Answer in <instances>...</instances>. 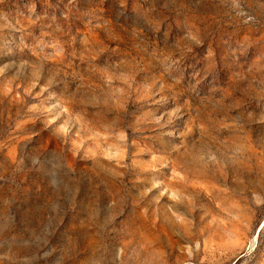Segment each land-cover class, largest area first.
<instances>
[{"label":"rangeland","instance_id":"1","mask_svg":"<svg viewBox=\"0 0 264 264\" xmlns=\"http://www.w3.org/2000/svg\"><path fill=\"white\" fill-rule=\"evenodd\" d=\"M0 264H264V0H0Z\"/></svg>","mask_w":264,"mask_h":264}]
</instances>
